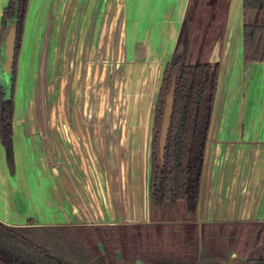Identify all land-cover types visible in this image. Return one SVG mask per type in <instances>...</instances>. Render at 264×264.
Returning <instances> with one entry per match:
<instances>
[{"label": "crops", "instance_id": "obj_1", "mask_svg": "<svg viewBox=\"0 0 264 264\" xmlns=\"http://www.w3.org/2000/svg\"><path fill=\"white\" fill-rule=\"evenodd\" d=\"M231 1L235 11L230 9L220 43L215 39L209 54L218 44L199 197L189 206L194 217L187 218L182 203L164 217L165 205L154 213L149 175L153 108L190 0H29L10 154L0 136V221L128 231L125 248L89 257L86 264H199L212 255L210 264L225 254L234 256L227 264H246L254 257L247 256L241 234L264 227V62L244 60L243 30L246 23L264 24V10L245 11L243 0ZM7 3L0 0V39ZM97 83L99 112L84 114L79 107L70 127L66 89L82 86L85 110ZM111 101L120 105L116 111H102ZM141 114L147 117L141 168L134 159L131 169L126 154L129 136H141V129L79 126L84 115L122 123ZM115 144L124 152L116 158L124 161L118 169L102 160Z\"/></svg>", "mask_w": 264, "mask_h": 264}, {"label": "trees", "instance_id": "obj_2", "mask_svg": "<svg viewBox=\"0 0 264 264\" xmlns=\"http://www.w3.org/2000/svg\"><path fill=\"white\" fill-rule=\"evenodd\" d=\"M192 3L198 6L199 0H190L189 7ZM28 4L29 0H8L2 21L0 136L9 154L13 133L17 63ZM243 8L245 11L264 10V0H243ZM194 19L187 13L183 21L175 52L163 74L155 110L149 175V198L153 208H159L171 201H182L191 206L199 197L207 136L219 78V61L216 59L188 61ZM12 31L14 38L12 57L7 62L5 40ZM208 39V36L201 38L199 44L201 55L205 50L211 49V46L207 47ZM220 40L221 35L217 42ZM243 42L245 61L264 62V24L246 23ZM173 83H175L173 112L164 152L161 154L160 133L165 99ZM192 217L194 215L189 208L187 218ZM62 228L65 227L12 226L0 221V264H85V260L77 258L74 250L66 252L62 249L64 245L60 244L62 240L59 235ZM246 264H264V246L254 257L248 258Z\"/></svg>", "mask_w": 264, "mask_h": 264}, {"label": "rangeland", "instance_id": "obj_3", "mask_svg": "<svg viewBox=\"0 0 264 264\" xmlns=\"http://www.w3.org/2000/svg\"><path fill=\"white\" fill-rule=\"evenodd\" d=\"M230 1L231 0H199L198 6H195L193 3L191 5V7L189 8L188 11V16L192 19H194V26H193V32H192V45H191V49L192 50H196V53L201 51L200 46H196L197 42L199 40L198 45L201 43V38L203 35L208 36L209 39L207 40V44L209 46L210 43H213V40L216 38H219L220 35L223 34V32L226 29L227 26V18L229 19V15H231V10L235 11V6L230 5ZM232 3V1H231ZM242 3V0H241ZM231 9V10H230ZM227 20V22H226ZM12 32H10V34L7 36V39L5 40V47L7 50V54L10 53V50L13 49V44H12ZM222 33V34H221ZM198 47V49H197ZM196 48V49H195ZM192 59V58H191ZM6 61L9 62L10 58L9 56H6ZM106 84L108 85V83L106 82ZM99 83H97V85L93 88H91L90 90V96L89 101L90 104L88 106V102L85 104V110L83 109V105H84V95H83V91L84 89H82L81 87H77L76 88H67L66 89V94L67 96L65 97V112L67 114L70 115L68 123L69 126L71 127L73 125L76 126V120L74 118V115L77 113V110H79L78 108L80 107V111H83L84 114L85 112H91L93 113V115L96 114V112H99V108L101 107L100 104V100H102L101 94H100V88L98 86ZM76 91V93H75ZM75 95V97H73ZM72 96V97H71ZM157 102V101H156ZM107 105V106H106ZM106 110L103 109L102 111H106L107 113L111 111V114L113 111H116L117 107L120 106L119 104H115L112 101L111 102H107L106 104ZM156 105V104H155ZM155 105L154 108L155 109ZM88 106V107H87ZM148 104H145V110L147 109ZM150 107V104H149ZM143 111V112H144ZM142 112V113H143ZM81 115V113H78V115ZM72 115V116H71ZM145 116H146V112H145ZM85 119V120H83ZM83 119L79 118V126L81 127H93V125L95 124V126H100L98 124V122L102 125H105L107 127H122V128H134V129H141L140 132L142 133L141 136L139 135H134V136H129V139L132 140L133 139V143H130L128 146V151H127V155H128V163L130 165V168H135V165L133 164V162L131 160H134L138 163V166L141 168V161L143 159L144 153H142V148L145 142V139H147V129H146V125H145V121L147 119V117L144 119L143 118V114H141V117L139 116L138 119H128L123 121L122 123H120L121 120L118 119H114L113 117H111L110 119H92V120H86L85 115L83 117ZM139 132V133H140ZM135 141V142H134ZM140 142V143H139ZM117 144H115L114 146V151L112 153V155L110 156V158H105L102 160L108 164L109 160H110V166H117L116 168H119V165H121V162H124L123 159L121 158V160H117L116 158L119 155H124V152H120L118 150V146H116ZM110 155V153H109ZM142 156V157H141ZM109 165V164H108ZM123 166V164H122ZM129 168V167H128ZM129 168V169H130ZM125 170V169H123ZM136 173H137V169H135ZM139 171V168H138ZM178 203H182L184 204V202H169L164 206V210L162 211V213L164 212V216L167 215L168 212L172 213V211H175L177 209L178 206L176 205H181ZM57 227H61V226H57ZM117 227H123V226H117ZM237 229V228H236ZM256 231L252 232V228L251 227H246L243 229L241 237H242V242L241 244H246V250L249 249L248 255L247 256H255L257 251H259V249H261V247L264 246V236L261 237L260 233L262 230H264V227H259V228H255ZM231 230L233 232H235V229L231 228L229 230V233L231 232ZM237 231V230H236ZM228 233V232H227ZM60 239L61 241V245H64L62 247L63 250L70 251V250H74V252H76V256L79 259H83L85 260V264L87 263V260L89 257H99V255H103L102 253H105L104 255L108 254L107 250H119V247L121 249V247L125 246L126 243H128L127 238L129 239V235H128V231L125 229H111L109 228V226H91V227H65L62 228L60 230ZM127 240V241H125ZM125 242V243H124ZM232 244V243H231ZM109 246V247H108ZM230 246V243H227V248ZM98 247L102 248L103 252H99L98 251ZM118 247V248H117ZM220 247V246H219ZM218 247V248H219ZM125 248V247H124ZM248 248V249H247ZM220 250H225L224 246H221L219 248ZM97 251V253H96ZM61 254H63L62 252H60ZM227 253V252H226ZM241 253V252H240ZM221 255V253H220ZM204 255L203 258L201 257L200 263L199 264H207L206 261H211L213 258L211 256H209V258H206ZM217 256V255H215ZM228 256V255H227ZM92 257V258H93ZM234 256L229 255V258L226 257V254L223 257L218 258L217 260H214V263H210V264H227V262L230 259H233ZM211 259V260H210ZM237 264H241L239 262L238 259H236Z\"/></svg>", "mask_w": 264, "mask_h": 264}, {"label": "water", "instance_id": "obj_4", "mask_svg": "<svg viewBox=\"0 0 264 264\" xmlns=\"http://www.w3.org/2000/svg\"><path fill=\"white\" fill-rule=\"evenodd\" d=\"M11 35H12V44H13V39H14L13 33ZM218 48H219L218 44H215L213 47V53L210 57L211 61L214 60L215 58L217 59L219 57L218 56V51H219ZM6 56H9V58L11 59L12 50H10V53H8V54H7V50H6ZM174 94H175V83H173V85L171 86L169 92L166 95V99H165L162 129H161V133H160V153L161 154H163V152H164L167 133H168L169 125H170V119H171V115L173 112Z\"/></svg>", "mask_w": 264, "mask_h": 264}, {"label": "flooded vegetation", "instance_id": "obj_5", "mask_svg": "<svg viewBox=\"0 0 264 264\" xmlns=\"http://www.w3.org/2000/svg\"><path fill=\"white\" fill-rule=\"evenodd\" d=\"M203 36H205V35H203ZM216 39V38H215ZM215 39L213 40V43H214V41H215ZM200 40V39H199ZM216 40H218V38L216 39ZM213 43H211V46H212V44ZM220 43V42H219ZM198 44V43H197ZM196 46H200V45H196ZM196 49V48H195ZM197 49H198V47H197ZM191 50V49H190ZM211 50V49H210ZM210 50H205V52H204V54L203 55H201V58L199 59V58H196L197 56H196V54H199L200 53V51L199 52H197L196 53V50L194 51V50H191V52H189V54H188V61H190V62H194V61H211L210 60V57L211 56H209V54H210ZM207 51V52H206ZM192 58V59H191ZM216 59V58H215ZM214 59V60H215ZM216 60H218V58L216 59ZM213 61V60H212ZM160 92V91H159ZM158 100H159V95H158V98H157V102H156V105H155V109H154V120H153V125H152V134H153V128H154V123H155V110H156V106H157V103H158ZM202 177V176H201ZM177 202H182V201H177ZM167 203H169V202H166L164 205H166ZM184 204H186L187 206H188V209H189V204L188 203H186V202H184ZM163 205V206H164ZM163 206H161V207H159V208H153L152 206H151V208L153 209V211H154V213L156 214V213H158V211H160L161 210V208L163 207ZM188 211V210H187Z\"/></svg>", "mask_w": 264, "mask_h": 264}]
</instances>
